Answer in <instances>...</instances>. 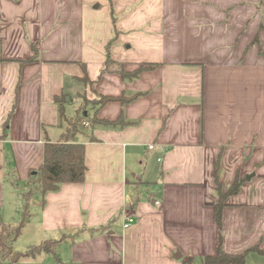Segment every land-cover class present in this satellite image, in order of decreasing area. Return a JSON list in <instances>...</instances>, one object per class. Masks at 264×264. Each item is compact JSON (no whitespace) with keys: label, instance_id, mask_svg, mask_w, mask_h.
Instances as JSON below:
<instances>
[{"label":"crops","instance_id":"crops-1","mask_svg":"<svg viewBox=\"0 0 264 264\" xmlns=\"http://www.w3.org/2000/svg\"><path fill=\"white\" fill-rule=\"evenodd\" d=\"M108 53L129 71L157 65L124 80L102 73ZM137 92L97 111L133 123L83 126L84 181L28 196L18 239H60L58 260L15 264H201L218 245L217 158L222 192L242 180L221 250L264 252V0H0V225L19 220L44 143L64 131L56 95L69 117L85 97Z\"/></svg>","mask_w":264,"mask_h":264},{"label":"trees","instance_id":"trees-1","mask_svg":"<svg viewBox=\"0 0 264 264\" xmlns=\"http://www.w3.org/2000/svg\"><path fill=\"white\" fill-rule=\"evenodd\" d=\"M109 44L107 51H109ZM34 51L35 45H32ZM31 59L22 60L29 61ZM157 64H149L148 66L141 65L135 70L129 71L124 68V64L117 62L111 58L109 53L106 56L103 72H116L124 80H132L139 76V74L148 69L155 67ZM82 80L90 82L87 75ZM144 94L137 92L130 96L125 93L119 95H103L97 93L95 98L82 100V106L76 109L73 116L67 117L64 111V105L71 100L66 94L56 95L54 97L55 103L59 105L60 119L65 121V128L61 137L56 142L47 141L43 148V161L39 168L32 171L29 175L27 185L28 189L22 192V196L26 199L24 210L19 220L9 223H2L0 225V264H15L19 260L27 257H35L43 252H49L56 257V247L60 239L45 240L39 244L28 245L24 250L14 249V242L19 238L24 224L30 216L28 209V196L33 190L37 189L44 196L47 192L57 190L61 184L67 182H82L85 180L87 165L85 163V144L79 140V135L84 134L83 123L87 122L91 127L100 125L105 127H121L129 122L124 119L121 114L116 120L102 119L97 116V111L106 103L111 101H118L127 103L138 96ZM89 105L93 111L90 112L85 106ZM9 119V117H8ZM8 119L4 123V133L7 132ZM94 139L93 137H88ZM219 158L214 163V181L218 191V201L213 204L214 217L217 223L218 245L216 252L213 255L202 257L201 264H242L245 256L249 251H256L264 253L257 246L250 247L240 254H226L221 250V226H222V209L225 205V198L229 195L236 194L242 183L241 179L236 178L230 185L226 192H222L221 185L218 180ZM187 264H191L190 262Z\"/></svg>","mask_w":264,"mask_h":264},{"label":"built area","instance_id":"built-area-1","mask_svg":"<svg viewBox=\"0 0 264 264\" xmlns=\"http://www.w3.org/2000/svg\"><path fill=\"white\" fill-rule=\"evenodd\" d=\"M83 126H88L87 122L83 123ZM149 147L151 148L152 145H149ZM135 222V216L133 214H126L123 216V228H127L128 226H130L132 223Z\"/></svg>","mask_w":264,"mask_h":264},{"label":"rangeland","instance_id":"rangeland-1","mask_svg":"<svg viewBox=\"0 0 264 264\" xmlns=\"http://www.w3.org/2000/svg\"><path fill=\"white\" fill-rule=\"evenodd\" d=\"M10 182H11V180H10ZM14 186H15V188L18 189V192H21L23 190L20 186H17V185H14ZM22 192H24V191H22ZM22 192H21V194H22ZM26 246H27V243L22 238L18 239L14 243V249H16V250H24L26 248Z\"/></svg>","mask_w":264,"mask_h":264},{"label":"water","instance_id":"water-1","mask_svg":"<svg viewBox=\"0 0 264 264\" xmlns=\"http://www.w3.org/2000/svg\"><path fill=\"white\" fill-rule=\"evenodd\" d=\"M180 254H174V258H178Z\"/></svg>","mask_w":264,"mask_h":264}]
</instances>
